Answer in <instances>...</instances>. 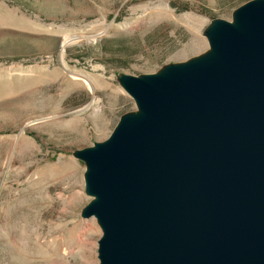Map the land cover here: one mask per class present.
I'll list each match as a JSON object with an SVG mask.
<instances>
[{
  "label": "water",
  "instance_id": "obj_1",
  "mask_svg": "<svg viewBox=\"0 0 264 264\" xmlns=\"http://www.w3.org/2000/svg\"><path fill=\"white\" fill-rule=\"evenodd\" d=\"M207 35L206 57L122 75L139 113L76 153L100 264H264V0Z\"/></svg>",
  "mask_w": 264,
  "mask_h": 264
},
{
  "label": "rangeland",
  "instance_id": "obj_2",
  "mask_svg": "<svg viewBox=\"0 0 264 264\" xmlns=\"http://www.w3.org/2000/svg\"><path fill=\"white\" fill-rule=\"evenodd\" d=\"M249 1L0 0V264H49L34 243L51 239L70 264H100L103 229L83 215L94 196L77 151L139 113L122 75L206 57L211 24L235 22ZM91 221L78 253L72 237Z\"/></svg>",
  "mask_w": 264,
  "mask_h": 264
},
{
  "label": "bare ground",
  "instance_id": "obj_3",
  "mask_svg": "<svg viewBox=\"0 0 264 264\" xmlns=\"http://www.w3.org/2000/svg\"><path fill=\"white\" fill-rule=\"evenodd\" d=\"M76 228H77V233H79V230L82 229V227L78 225L76 226ZM89 231H92L93 233L97 232L95 221H91L90 223H88V228H85V232H81L80 234V240H78L77 234L76 237H72V240H74L75 244L79 248L78 253L80 251H84V248H87L85 247L86 243L81 241L83 239V235L88 233ZM90 245L93 248L92 242H90ZM34 251L42 261H47L49 264H70V262L67 260L65 256L68 253V250L64 247H61L57 239H53V240L51 239L46 242L36 240L34 243Z\"/></svg>",
  "mask_w": 264,
  "mask_h": 264
}]
</instances>
